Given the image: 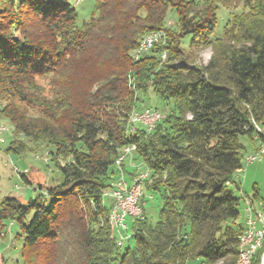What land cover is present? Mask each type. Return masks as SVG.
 Masks as SVG:
<instances>
[{
  "label": "trees",
  "instance_id": "trees-1",
  "mask_svg": "<svg viewBox=\"0 0 264 264\" xmlns=\"http://www.w3.org/2000/svg\"><path fill=\"white\" fill-rule=\"evenodd\" d=\"M243 2L248 11L215 35L216 0H94L82 21L73 0H0V116L14 132L49 145L62 174L47 188V206L39 194L27 204L9 196L0 201V226L16 223L21 240L20 258L7 264H29L28 253L37 250L51 264L66 232L77 239V264L237 259L245 229L235 192L246 150L240 136L264 143L252 122L264 125V0ZM168 6L176 26L165 27L166 42L134 61L141 37L164 27ZM186 35L188 46L214 45L207 64L188 63ZM93 64L100 68L91 72ZM75 65L88 74L79 86L70 82ZM40 77L49 78L50 94ZM149 91L170 109L150 131L139 124L130 131L123 110L139 107L140 94ZM131 144L134 160L149 169L143 188H161L162 204L154 223L144 206V218H130L131 234L118 245L103 192L118 175L115 159ZM6 150L32 149L13 137ZM263 252L264 238L250 264H259Z\"/></svg>",
  "mask_w": 264,
  "mask_h": 264
},
{
  "label": "rangeland",
  "instance_id": "rangeland-1",
  "mask_svg": "<svg viewBox=\"0 0 264 264\" xmlns=\"http://www.w3.org/2000/svg\"><path fill=\"white\" fill-rule=\"evenodd\" d=\"M216 1V5L218 8L216 10V14L218 19L214 34L218 35L221 33L224 25L228 23V26L230 24V20L232 19L233 15L242 14L243 12H247L248 9L245 8L243 0ZM73 4L76 7L79 21L87 20L90 17L93 10L94 0H73ZM176 19L177 15L172 10V6H168L167 19L164 27L158 30H152L158 31L159 33L156 43L166 42L167 36L165 27H175ZM230 36L231 35H228V37ZM189 39L190 36L186 35L182 40L184 45L183 50L187 53L188 56V63H190L191 65L207 64V62L213 55L214 45L207 44L191 47L188 46ZM223 42L227 43L229 42V40L225 38ZM134 51L136 50L134 49ZM134 51H132L131 54L133 56V60L135 61L141 56L135 59ZM161 59L162 61L166 60V53L164 51L161 53ZM178 62L179 61H175L174 64L177 65ZM76 67L78 66H74L75 72L73 71L74 75L70 82L72 84H78L79 86L80 84H83L88 74L85 76L84 74H82V71L79 70V67ZM92 67L93 71L91 72H94L95 69L97 70L100 68L97 64H93ZM90 70H92V68ZM59 79L61 80V82L65 80L63 76L59 77ZM37 82L43 86L45 93L50 94L52 86L50 84L49 78L40 77L37 78ZM127 82V85L131 89H135L134 79L129 73H127ZM140 96L144 102H140L139 107H133L128 111L123 110V116H125L127 119V124L130 131H132L133 124L130 122L129 118L133 112L145 108H153L159 111L162 114V117H164V112L170 109V105L162 104L161 101L155 97L152 91H149L146 95L140 94ZM27 114L34 117L38 115L35 111L32 110H28ZM122 119H124V117H122ZM262 127L264 130V125ZM13 137H15L16 140L22 139L29 147H31L32 150H27L26 152L21 153H15L13 150H6L8 142ZM255 139L256 138H254V140ZM240 140L246 147V150L243 153V167L239 171L238 179L236 180L239 184L240 189H235L233 185H231V187L235 189V192L238 195L241 196L238 206L240 215L237 218V221L245 225L244 220L246 215V197H252V194L256 191L258 195H256V197L253 199L254 205L259 206L262 202H264V154L260 156V160H255L252 163L246 164V155H249L250 153H253L255 151V149L260 144V140H251L246 135H241ZM50 150L51 147L49 145L41 142H35L33 140L25 138L19 133L14 132L11 122L6 117L0 116V201L3 198L9 196L17 198L21 204H27L29 199L35 198L39 194L41 195L42 202L46 206L49 204L50 196L47 193V188L62 181V174L60 172V169L54 164V161L51 160ZM139 163L141 165H144L142 162ZM136 168L139 167H135V169ZM23 173H25V176L29 182L23 181L21 177V174ZM129 175L130 174L127 173L124 178L129 180ZM118 177L119 174L117 175V178ZM160 191H162L161 188L159 189V191H151L147 188H143V201L141 202V204L144 206L146 218L150 223H154L158 217V211L162 204V200L159 194ZM105 193L106 192H103L105 204L106 206H109V198L105 196ZM33 212L34 210H31L28 213L27 222L31 219ZM127 223L128 233L131 234V228H129L130 219H127ZM17 227V224H12V222H7L4 225L0 226V264H7V262L11 263L16 257L20 258L21 240L16 238L15 236ZM129 243L130 245L133 244L131 240L129 241ZM28 255H30L29 264H46L43 263V261H45L46 259L41 255L40 251L37 250L34 253H28ZM262 255L260 256L259 264H264V258L261 262ZM80 259L81 254L77 239L75 237H72L70 233L67 234V232L60 234L59 243L56 248L55 255H53L51 264H77L78 260ZM234 259L235 256L228 255L226 257H223L222 259L208 264H234L236 261V259ZM188 264H194V262H188Z\"/></svg>",
  "mask_w": 264,
  "mask_h": 264
},
{
  "label": "built area",
  "instance_id": "built-area-1",
  "mask_svg": "<svg viewBox=\"0 0 264 264\" xmlns=\"http://www.w3.org/2000/svg\"><path fill=\"white\" fill-rule=\"evenodd\" d=\"M154 44L149 46V50ZM161 118H163L162 114L153 108L139 110V115L133 118L132 130H134L135 125L139 124L147 131H150ZM252 122L256 131L264 135L262 125L255 121ZM134 151L135 149L132 144L128 145V149L125 150V153L121 158L117 159L115 166L118 169L119 177L110 181L108 188L104 191L107 193L109 201L115 202L119 226H121V242L119 245L130 236L127 223L129 215H138V218H144V216H141V208H143L141 199L143 197V184L149 176V169L139 163L138 170L127 180L124 178V171L122 168L123 161H125L127 157H131ZM263 154L264 143L260 142L253 153L246 155V164L252 163L255 160H260V156ZM238 173L236 174L237 178L239 175ZM245 205L246 220L249 221V229L242 232L244 258L241 264H250L256 251L261 247L264 238V202L256 206L251 198L247 196Z\"/></svg>",
  "mask_w": 264,
  "mask_h": 264
},
{
  "label": "bare ground",
  "instance_id": "bare-ground-1",
  "mask_svg": "<svg viewBox=\"0 0 264 264\" xmlns=\"http://www.w3.org/2000/svg\"><path fill=\"white\" fill-rule=\"evenodd\" d=\"M158 36H159L158 31H152L150 33L143 35L141 37V39L139 40L137 48L135 49L136 51H134L135 52L134 58L137 59L141 55H144L145 53H147L149 51V46H151V44H154L157 42ZM163 55H164V53H163ZM137 115H139V111H135L131 114V116H130L131 123H133V118ZM132 146L134 149L136 148L135 145H132ZM127 149H128V146H125L121 149L118 157L115 159V165H116L117 159L121 158V156L125 153V150H127ZM105 196H107V193H105ZM141 216H144L143 208H141ZM130 218L137 219L138 215H129V219ZM244 221H245V229L244 230H248L249 229V221L246 220V215H245ZM109 224L115 229V231L118 235L117 244L119 245V243L121 242V226H119V220H118L117 212L115 209V202L114 201H111V208H110V212H109ZM238 239H239L238 240V256H237L235 264H241V262L243 261V258H244V241H242V233L239 235Z\"/></svg>",
  "mask_w": 264,
  "mask_h": 264
},
{
  "label": "crops",
  "instance_id": "crops-1",
  "mask_svg": "<svg viewBox=\"0 0 264 264\" xmlns=\"http://www.w3.org/2000/svg\"><path fill=\"white\" fill-rule=\"evenodd\" d=\"M254 141H257V138ZM256 147H257V145H256ZM138 163H139V161L134 160V158L132 156L127 157L124 161V166H123L124 176L127 173H129L130 174L129 177H131V175L134 174L133 172L138 170V168L135 169V167H138L140 165V164L138 165ZM256 206H258V205H256Z\"/></svg>",
  "mask_w": 264,
  "mask_h": 264
},
{
  "label": "water",
  "instance_id": "water-1",
  "mask_svg": "<svg viewBox=\"0 0 264 264\" xmlns=\"http://www.w3.org/2000/svg\"><path fill=\"white\" fill-rule=\"evenodd\" d=\"M263 256H264V253H263V255H262L261 261L263 260Z\"/></svg>",
  "mask_w": 264,
  "mask_h": 264
}]
</instances>
